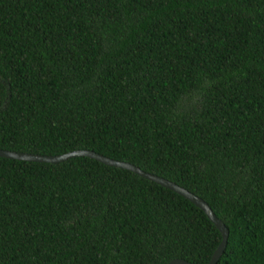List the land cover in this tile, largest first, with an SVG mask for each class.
I'll use <instances>...</instances> for the list:
<instances>
[{
  "label": "trees",
  "instance_id": "trees-1",
  "mask_svg": "<svg viewBox=\"0 0 264 264\" xmlns=\"http://www.w3.org/2000/svg\"><path fill=\"white\" fill-rule=\"evenodd\" d=\"M0 149H89L201 197L214 264H264V0H0ZM177 192L85 155L0 156V264H205Z\"/></svg>",
  "mask_w": 264,
  "mask_h": 264
},
{
  "label": "water",
  "instance_id": "water-1",
  "mask_svg": "<svg viewBox=\"0 0 264 264\" xmlns=\"http://www.w3.org/2000/svg\"><path fill=\"white\" fill-rule=\"evenodd\" d=\"M76 155L89 156L105 164L127 168L131 170L132 172L137 173L138 175L146 177L149 180L155 181L159 183L160 185L165 186L177 192L181 196L191 201L194 205L199 207L205 213L208 219L215 225V227L220 233V240L215 246L214 250L210 254V257L205 264H214L217 261L226 243V237H227L226 226L223 224V222L218 217L215 216V214L211 211L208 204L201 197L193 194L186 188L174 183L173 181H170L154 173L142 170L138 166L131 164L130 162L110 158V157L104 156L100 153L94 152L89 149H74V150H69V151H66L63 153H57V154H39V153L0 149V156L16 158V159H23V160H32V161L58 162V161L64 160L67 157L76 156ZM162 264H191V263L183 258L174 257Z\"/></svg>",
  "mask_w": 264,
  "mask_h": 264
}]
</instances>
